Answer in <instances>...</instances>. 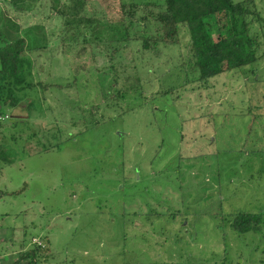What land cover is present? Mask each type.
<instances>
[{"label": "rangeland", "instance_id": "1", "mask_svg": "<svg viewBox=\"0 0 264 264\" xmlns=\"http://www.w3.org/2000/svg\"><path fill=\"white\" fill-rule=\"evenodd\" d=\"M125 1L138 2L131 36L155 34L140 18L159 0H85L82 15L111 39ZM50 5L0 0V24L48 45L31 54L38 84L0 116V262L264 264V217L258 231L231 227L237 212L264 213V58L194 81L187 29L156 53L135 40L119 55L95 34L68 39ZM112 64L139 90L116 98Z\"/></svg>", "mask_w": 264, "mask_h": 264}, {"label": "trees", "instance_id": "2", "mask_svg": "<svg viewBox=\"0 0 264 264\" xmlns=\"http://www.w3.org/2000/svg\"><path fill=\"white\" fill-rule=\"evenodd\" d=\"M50 1V7L64 20L63 25L66 32L73 30L76 33L70 34L68 39L78 42L77 35L80 34L83 36L82 42L88 43L89 36L95 34L96 40L92 39V41L110 43L111 46H114L112 52L119 53V55L126 45H130L131 41L135 40L141 41V49L156 53L160 43L179 42L183 29H187L192 53L188 62L190 61L193 69L199 71V75L194 81L205 83L226 71H236L255 65L264 58V36L252 32L253 24L263 21L257 0H159V2H145L148 7L153 6L156 12L151 13V18L148 17L149 15L140 18L142 27H145L147 20H152L155 24V34L139 35L137 39L131 36L130 31L133 18L136 17L139 10L137 1L122 2V20L118 21L119 25L112 27V30L116 32H113L115 35L112 34V36L115 37H110L111 39L98 36L101 30L99 26L108 28L109 24H101L94 17L82 15L85 10V0H70L74 4L67 5L66 8L63 7L62 0ZM11 2L16 6V3H23L25 0H11ZM66 9L68 13H66ZM10 20L12 24L10 21L0 24V116L3 115L2 108H15L24 99L22 92L38 84L34 82L35 62L31 54L39 49L48 48V45L42 44L40 39L33 38L31 33L34 27L21 34L20 27L14 23L12 17ZM83 28H86L87 31H83ZM34 42H38V44L36 45ZM139 50L138 48L137 51ZM108 68L113 69L114 73L111 84L118 87L116 98H122L129 90L135 92L139 90L140 77H134L130 86L126 87L125 83H121V79H119L121 64L118 67L112 64ZM255 69L254 67L252 71ZM172 90L173 88L163 90V93H169ZM263 217L264 213L261 211L237 212L232 216L231 227L238 233L258 231L261 228ZM33 241L37 244V250L46 249V244L41 238H33ZM38 241L43 244L37 243ZM25 252L28 255L36 254L34 249Z\"/></svg>", "mask_w": 264, "mask_h": 264}, {"label": "crops", "instance_id": "3", "mask_svg": "<svg viewBox=\"0 0 264 264\" xmlns=\"http://www.w3.org/2000/svg\"><path fill=\"white\" fill-rule=\"evenodd\" d=\"M0 264H2V262H0Z\"/></svg>", "mask_w": 264, "mask_h": 264}]
</instances>
